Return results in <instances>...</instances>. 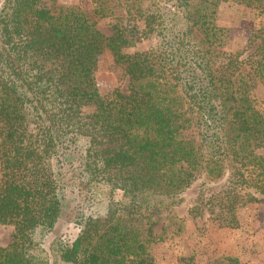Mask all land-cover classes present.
<instances>
[{
  "label": "trees",
  "instance_id": "1",
  "mask_svg": "<svg viewBox=\"0 0 264 264\" xmlns=\"http://www.w3.org/2000/svg\"><path fill=\"white\" fill-rule=\"evenodd\" d=\"M139 1L107 34L77 4L1 0L0 223L13 229L0 264H168L153 227L180 219L195 179L228 178L214 196L225 220L245 196L264 197V115L243 59L213 58L211 16L225 0ZM143 39L146 49L127 50ZM251 41L245 60L264 84V27ZM104 50L128 77L109 97L94 77ZM68 206L74 237L35 254Z\"/></svg>",
  "mask_w": 264,
  "mask_h": 264
},
{
  "label": "rangeland",
  "instance_id": "2",
  "mask_svg": "<svg viewBox=\"0 0 264 264\" xmlns=\"http://www.w3.org/2000/svg\"><path fill=\"white\" fill-rule=\"evenodd\" d=\"M121 1L124 0H57L59 3L80 6L96 19L97 26L107 34L110 32L111 21L126 20L124 16L127 9H132L138 3V0L128 4ZM146 1L140 0L139 3L144 5ZM99 7L107 15L100 16ZM211 25L214 60L224 63L231 55L243 59L239 72L248 74L246 80L250 98L264 115V84L252 75L245 60L246 54L254 46L251 39L255 32L264 27V10L234 0L220 1L211 16ZM149 43L150 40L143 39L127 50L146 49ZM94 77L104 97H109L115 87L125 88L128 83L122 65L114 62L108 50L99 54ZM198 131V127H193L187 132L190 136H197ZM228 182L227 177L217 182H205L198 177L185 190L183 201L175 208V214L180 219L160 220L153 227V231L160 234V239L153 245V252L159 262L233 264L235 260L237 264H264V197L258 192H254L255 199L245 196L238 201L233 219L228 220V215L225 220V210L220 204H215L214 196L221 194ZM67 194L73 197L69 200L73 203L75 193L69 191ZM115 197L124 199L120 191L116 192ZM210 198L213 199L210 201ZM72 214V207L68 206L54 229L47 232L43 241L33 247L32 251L46 258L49 256L50 240L54 236L65 234L69 238L74 237L77 227L68 220ZM12 229V225L0 223V245L9 243Z\"/></svg>",
  "mask_w": 264,
  "mask_h": 264
}]
</instances>
